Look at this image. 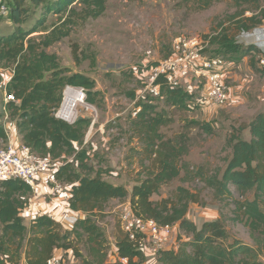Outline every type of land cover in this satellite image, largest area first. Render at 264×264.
Instances as JSON below:
<instances>
[{"label":"trees","instance_id":"trees-1","mask_svg":"<svg viewBox=\"0 0 264 264\" xmlns=\"http://www.w3.org/2000/svg\"><path fill=\"white\" fill-rule=\"evenodd\" d=\"M11 1H5L9 8L6 16L14 25L9 34L0 33V67L12 68L14 72L6 85L0 72V82L15 100L4 103L2 115L8 114L7 121L12 124L18 140L39 155H51L63 162L56 176L68 187V206L71 210L83 211L86 216L77 218L71 228L66 229L52 213L35 215L27 225L23 213L30 204L34 189L19 178L0 181V264H20L24 259L26 264H47L58 249H62L65 261L66 256L70 258L72 254L77 259L78 254L81 264H104L107 237L96 217L105 212L112 200L127 201L128 198L137 215L160 224H178L179 231L189 236L177 249H162L157 253L159 264H264V112L258 113L248 126L241 127L247 128L251 138L230 136L228 142L232 154L224 171L204 179L205 184L214 189L218 201L233 200L234 219L245 224L252 240V244L238 238L229 242L230 236L222 217L207 221L200 228L188 218L193 203L203 204L191 189L179 186L169 197L152 199L182 172H185L184 180L187 181L192 168L182 159L190 151L186 141L168 138L161 131L170 119L159 110L155 101L162 99L168 106L188 108L192 100L190 89L185 85L163 84L158 95L146 92L138 98L136 107L140 110H136L135 117H130L129 130L138 138L142 154L151 160V164L146 166L145 177L137 181L130 193L126 186L107 181L104 177L106 170L96 169L90 163V147L85 143V137L91 118L81 117L69 123L55 114L68 85L83 88L87 103L103 105L96 80L63 67L59 55L50 52L49 48L70 36L75 26L102 16L108 8V0H30L31 6L26 0ZM181 1L207 8L217 0ZM245 3L248 6L245 7ZM261 3V0H236L240 9L230 18L240 17L238 27L251 29L264 20V5ZM34 6L42 10L34 23L26 27L30 12L35 11ZM248 11L252 15L243 17ZM52 14L55 18L49 20L48 16ZM210 41L225 49L227 54L233 53L231 59L251 55L252 67L257 65L252 53L263 55L255 44L242 48L234 45L227 30H221ZM172 53L173 49L166 57ZM260 57L258 64L264 73ZM158 62L143 66L139 72ZM139 81L143 87L144 78L139 77ZM129 95L136 97L135 92ZM194 122L199 125L198 121ZM203 125L205 131L212 132L209 124ZM7 141L5 123L0 120V143ZM235 191L242 198L233 199ZM250 192L253 197H245ZM80 243L86 247L87 255L80 250ZM116 247L119 257H128V264H145L146 255L138 250L136 240L122 228Z\"/></svg>","mask_w":264,"mask_h":264},{"label":"rangeland","instance_id":"rangeland-1","mask_svg":"<svg viewBox=\"0 0 264 264\" xmlns=\"http://www.w3.org/2000/svg\"><path fill=\"white\" fill-rule=\"evenodd\" d=\"M5 1L0 0L2 3ZM26 1L28 6L32 5L30 0ZM235 1L217 0L207 8H199L193 2L184 3L181 0H108V8L102 16L75 26L70 36L55 43L49 51L59 55L63 67L72 72H82L96 80L103 105H92L85 101L78 103L77 108V119L89 117L92 121L85 137L88 140L87 146L90 147V163L96 169L106 170L104 177L107 181L124 185L131 193L137 181L145 177L146 166L151 164V160L143 156V148L138 138L133 137L129 130V119L136 114V102L147 94L139 81L145 71L139 72V69L165 59L178 37L206 36L209 39L205 48L208 56L223 55L222 58L230 59L226 63L231 69V87L236 85L233 81L236 73L245 82L239 84V88L232 92L233 95L231 93L225 104L219 105L205 97V77L193 74V87L188 85L192 97L190 107L180 109L168 106L162 99L155 101L159 110H163L170 119L161 131L168 138L186 141L190 151L182 159L184 163H190L192 168L187 181L184 180L185 172H182L180 177L164 185L152 199L161 200L169 197L177 187H187L196 192L203 202L193 203L188 212V218L199 228L207 221L222 217L230 236L229 242L238 238L252 244L248 228L242 221L234 219L233 200L218 201L214 189L204 181L205 178L224 171L232 154L228 139L232 134L244 139L251 138L247 128L241 127L248 126L264 108V73L258 64L260 54L252 53L255 57L252 59L257 62L256 67H252L251 55L247 60L244 58L239 62L235 61L236 59L230 58L233 53L227 54L225 49L210 41L221 30H227L234 45L242 48L249 46L248 43L253 37L264 33L263 21L251 29L238 27L240 17L230 18L240 9ZM261 1L263 6L264 0ZM244 6L248 4L245 3ZM34 8L35 11L29 14L26 27L34 23L42 10L35 6ZM250 15L252 13L248 11L243 17ZM54 18L53 14L48 16L49 20ZM13 25L9 16H0V33L9 34ZM2 69L4 68L0 67V71ZM0 91L2 120V107L5 102L2 82ZM132 92H135V98L129 95ZM194 121H198L199 125L194 124ZM203 124H209L212 132L205 131ZM183 135L187 137L184 139ZM40 194L44 193H38ZM236 197L242 198L237 191L233 199ZM245 197L252 198L253 193L250 192ZM123 201L125 200H112L105 212L96 217L107 237V257L104 264L121 263L115 258V254L117 236L121 232L120 213ZM30 221L25 220V223L30 225ZM178 226L177 224L175 235L164 249L175 250L188 239V234L178 231ZM66 227L71 228V225ZM79 247L87 255L84 244L80 243ZM23 263L22 260L20 264ZM81 263L78 254L77 259L73 254L70 258L66 256V264ZM145 264H148L147 259ZM149 264L156 263L151 261Z\"/></svg>","mask_w":264,"mask_h":264},{"label":"built area","instance_id":"built-area-1","mask_svg":"<svg viewBox=\"0 0 264 264\" xmlns=\"http://www.w3.org/2000/svg\"><path fill=\"white\" fill-rule=\"evenodd\" d=\"M8 13V6L0 2V15L6 16ZM208 44L209 39L201 38L199 35L176 38L172 46V55L159 60L156 65L143 69L145 71L142 76L144 92L158 95L163 84L193 87L192 75L197 74L205 77L203 91L208 101L219 105L225 104L231 96L229 82L231 69L227 64L230 61L219 56H208L205 53ZM260 65L264 69V52L260 57ZM77 91L81 94L82 102H85V90L68 85L64 89L61 105L55 109L56 116L69 123H73L77 119V108L80 102L70 105V96L73 93L76 94ZM4 98L6 102L15 100L14 95L7 93L6 90ZM7 119L8 116L4 123L8 132V141L5 144L0 143V181L19 178L34 190L41 181H44L49 186V193L64 191L66 186L56 176V172L61 168L63 162L51 155H39L30 146L18 140ZM68 220L73 224L77 218L68 217ZM120 223L123 231L131 239L136 240L138 250L144 254L157 255L170 242L176 231V224H160L154 219L137 215L129 201L121 204ZM119 260L123 264H128L127 257H119ZM47 264H66V261L63 255L54 254Z\"/></svg>","mask_w":264,"mask_h":264},{"label":"crops","instance_id":"crops-1","mask_svg":"<svg viewBox=\"0 0 264 264\" xmlns=\"http://www.w3.org/2000/svg\"><path fill=\"white\" fill-rule=\"evenodd\" d=\"M251 40L252 41H250L248 44H255L262 52H264V33L260 34L259 36L253 37V39H251ZM247 57H249V55L243 56L241 59L237 58L235 61L239 62L240 60H242L244 58H246V60H247ZM0 72L3 73L2 79H3L4 84L6 85L7 82L10 81V79L13 76L12 68L11 69H3ZM233 81H235L236 85H235V87H231V93L235 89L239 88V84L243 83V81L245 82V79L242 80L241 75L236 73ZM3 92L5 93V89ZM232 95H233V93H232ZM3 108H5V107H3ZM259 112H264V108L262 110H260ZM6 116H8V114L5 113V115L2 117V120L5 121ZM8 124H9V122H8ZM9 125L13 129L12 124H9ZM86 142H88V140H85V143ZM34 191H35V193L30 200V204L24 210V213H23L24 216L26 217L27 221L28 220L30 221L35 215H39V214H43V213H52L57 220H58V218H60L58 221H60L66 227L69 225L72 226V224L68 220V217L84 218L86 216V214L83 211H74V210H71L69 208L68 198L70 196V193L68 192L67 186H66L64 191H59L58 193H53L52 195H50L49 186L44 181H41ZM38 193H44V194L38 195ZM66 223H70V224H66ZM66 228H68V227H66ZM61 252H62V249H58L56 251L57 254H61ZM115 255L117 256V257L115 256V258L119 259L117 247H116V254ZM145 255H146V259H147L148 264H149V262L151 263V261L152 262L154 261V263L159 264L156 260V255L150 254V253H148V254L146 253ZM23 261H24L23 264H26V260L24 259Z\"/></svg>","mask_w":264,"mask_h":264},{"label":"bare ground","instance_id":"bare-ground-1","mask_svg":"<svg viewBox=\"0 0 264 264\" xmlns=\"http://www.w3.org/2000/svg\"><path fill=\"white\" fill-rule=\"evenodd\" d=\"M78 102L82 103V97H81V94L77 91L76 94L73 93L70 96V105H74Z\"/></svg>","mask_w":264,"mask_h":264},{"label":"clouds","instance_id":"clouds-1","mask_svg":"<svg viewBox=\"0 0 264 264\" xmlns=\"http://www.w3.org/2000/svg\"><path fill=\"white\" fill-rule=\"evenodd\" d=\"M69 86H71V85H69ZM77 120V119H76ZM129 200H127V201H125V202H128ZM130 202V201H129ZM124 203V202H123ZM177 225V224H176ZM178 231H179V229H178ZM126 233V232H125ZM57 254V253H56ZM62 255V254H61ZM128 258V257H127ZM120 261V260H119ZM128 263H129V259H128ZM123 264V263H122Z\"/></svg>","mask_w":264,"mask_h":264}]
</instances>
